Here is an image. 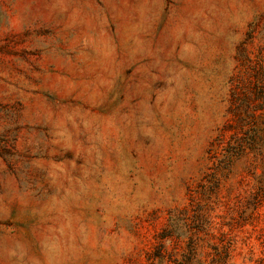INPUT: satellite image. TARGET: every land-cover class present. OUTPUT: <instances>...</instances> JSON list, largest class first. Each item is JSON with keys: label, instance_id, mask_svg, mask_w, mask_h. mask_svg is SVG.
Segmentation results:
<instances>
[{"label": "rangeland", "instance_id": "374dc122", "mask_svg": "<svg viewBox=\"0 0 264 264\" xmlns=\"http://www.w3.org/2000/svg\"><path fill=\"white\" fill-rule=\"evenodd\" d=\"M241 77L264 0H0V264H264V158L178 214Z\"/></svg>", "mask_w": 264, "mask_h": 264}, {"label": "trees", "instance_id": "16d2710c", "mask_svg": "<svg viewBox=\"0 0 264 264\" xmlns=\"http://www.w3.org/2000/svg\"><path fill=\"white\" fill-rule=\"evenodd\" d=\"M229 106L225 119L207 148V164L203 175L197 185L188 189V200L179 210L178 214H203L205 202L201 195L206 194L208 201L218 194L223 180L234 170L237 162L243 159L264 158V80L238 78L230 90ZM254 163V161H253ZM255 167V164L252 165ZM175 214V213H174ZM171 215L172 223L159 235L162 253L164 240L177 235L179 216ZM201 225L196 231L188 234L191 241L190 259L185 262L191 264L192 255L196 254L197 237L200 231H205L210 225L208 219H201ZM173 254L171 260L174 264H184ZM161 257L155 252L152 258Z\"/></svg>", "mask_w": 264, "mask_h": 264}]
</instances>
